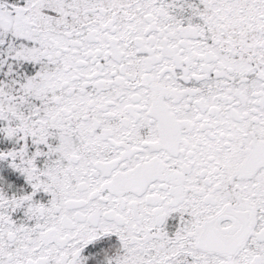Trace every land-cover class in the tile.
<instances>
[{"label":"snow or ice","instance_id":"1","mask_svg":"<svg viewBox=\"0 0 264 264\" xmlns=\"http://www.w3.org/2000/svg\"><path fill=\"white\" fill-rule=\"evenodd\" d=\"M0 264H264V0H0Z\"/></svg>","mask_w":264,"mask_h":264}]
</instances>
